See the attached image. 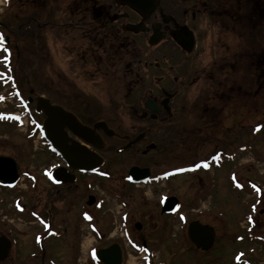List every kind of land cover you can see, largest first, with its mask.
<instances>
[{
    "label": "flooded vegetation",
    "instance_id": "1",
    "mask_svg": "<svg viewBox=\"0 0 264 264\" xmlns=\"http://www.w3.org/2000/svg\"><path fill=\"white\" fill-rule=\"evenodd\" d=\"M59 1V7L68 11L67 19L62 23L54 22L55 17L48 19L45 16L43 18H47V23H37L33 18L27 20L25 17L19 24L22 33L26 34L31 29L29 23L34 20L38 30L41 28L53 30L52 38L56 42L53 43L54 47L64 43L69 46L73 71L70 70V75L67 76L66 88L74 94L72 99L70 98L72 109L54 103L46 97L41 98L48 100L51 107L62 109L80 126L93 130L102 143L100 148H96L64 127L63 131L69 140L66 142L68 148L77 144L96 153V150L104 147V138L122 137L125 143L114 150L117 154H124L141 144V149L138 148L135 152L145 157L155 150L153 144H143L151 133H154L152 131L156 125L164 126L167 131L165 134L167 152H172L177 146L176 150L180 149L178 151L183 152L192 142L199 141L203 131H206L205 136L215 137V127L212 126H215V92L219 91L214 61L215 19H218L220 14L229 12L224 6H218V0H154L156 11L146 16L118 3L117 0H83L80 2L82 5H78L76 0ZM12 2L13 0H4L3 6L7 13L12 7ZM2 28L7 38L6 48L9 49L5 55L6 78L12 87L13 81L16 80V72L9 45L11 33L8 27H3L0 23V29ZM201 42H205V45H201ZM92 87L98 91L103 87L110 96L111 93L114 95L122 93L125 100L122 102L123 108L131 111L132 118L128 119L142 128L136 130L134 134L121 131L123 123L118 112L109 117L105 115L89 117L85 109L87 104L91 103L86 98L90 92L95 91L91 89ZM192 89L193 94L190 93ZM14 90L16 94L18 92L24 94L26 91L19 84L15 85ZM81 95L85 101L80 100ZM39 100L40 98H37L34 102L29 96L22 97L16 107L20 113H16L17 116L12 119L19 120L22 124L24 121H30L31 128L36 125L43 131L47 115L41 108ZM44 104L43 101L41 105ZM111 104H115L113 99ZM148 107L153 110H149ZM76 109L82 112H77ZM114 109L117 111L118 107ZM13 114L9 112L8 115ZM97 124L104 125L112 135H106L101 128L95 129ZM27 127L26 124L24 128ZM247 132L249 139L235 147L232 152L214 145L210 153L191 163L171 166L170 161L168 168L162 172L163 177L156 176L149 168L138 167L148 169L150 177L146 182L134 185L129 183V171L127 172L125 180L132 186H150L159 181L167 183L180 178L184 180L186 189L182 191V198L176 194L166 196L178 197L179 215L160 214V217L171 222L179 217L176 232L183 242L180 253H173L170 244L163 242L158 245L155 230L140 235V231L136 230L134 233L129 228L126 229L132 225L130 219L129 224L125 226V218H118L112 224L105 222L107 226L118 223L119 236L115 239L104 233L101 240L105 243L94 250L93 264L115 263L113 262L115 255L119 264H169L171 259L178 257L180 258L177 264H264L263 194L253 200L248 199L247 202L243 200L244 209L239 207L243 212L232 213L233 216L237 215L235 220L230 218L227 209L223 212L222 208L218 207L215 211L213 190L215 161L219 162L222 158L229 162V159H234L238 152L252 148L257 150L255 147L257 138L262 142L264 137V119L254 126H249ZM137 139V142L126 148ZM44 145L48 158L56 160L54 165L50 164L36 173L45 186L49 187L48 191L43 189L41 191L43 195L40 193L39 196L37 190L39 178L36 174L29 171L19 173V181L25 178L29 184L30 195H37L36 209H29L25 205L21 209L28 212L39 229L32 235V242L27 243L29 239L24 237L21 231L16 228L10 229L13 226L12 221L0 215V264H72L61 263L57 247L48 246L61 234L54 224L56 215L60 216V205H56V199L72 196L71 191L77 186L79 177L96 176L98 171L89 174L73 168L59 150L51 148L46 141ZM118 150L121 152L118 153ZM55 170L58 171L54 176L56 181L52 178V172ZM72 179L74 182H71ZM190 179L196 181L187 182ZM253 184L258 191L261 190L255 182ZM85 190L89 193L80 199V210L83 211L79 214L83 223L90 224L93 220L91 212L97 206L98 197L88 184L85 185ZM190 191L195 192L191 194ZM27 195L29 194L26 192L25 196ZM187 201L193 202V207L187 209ZM206 201L209 202L208 206H205ZM63 203L64 200L59 201V204ZM157 206L160 212L158 203ZM161 230L159 233L164 235L168 232ZM193 235L202 241L201 246H196L191 241L190 236ZM210 236L213 237L211 246L204 249L203 245L209 247ZM98 249L105 252L103 257L106 263L96 261L95 252ZM160 253L163 255L162 259L157 257ZM206 253L210 254L204 257Z\"/></svg>",
    "mask_w": 264,
    "mask_h": 264
},
{
    "label": "rangeland",
    "instance_id": "2",
    "mask_svg": "<svg viewBox=\"0 0 264 264\" xmlns=\"http://www.w3.org/2000/svg\"><path fill=\"white\" fill-rule=\"evenodd\" d=\"M82 1L76 0L78 5H82L80 3ZM59 2V0H13L12 7L7 13L3 6L4 0L0 1V23L10 29L7 31L11 33L9 45L16 72V80L11 87L5 69V55L9 49L1 44V39L6 37L2 28L0 29V156L11 157L16 162L20 174L23 171L39 173L42 168L50 164L54 165L56 160L48 158L44 150L46 147L41 127L34 125L31 128L30 121L20 124L18 120H9V112L17 116L16 113H20L16 108L17 103L26 96L31 97L34 102L37 98L46 97L54 103L72 109L71 99L74 94L66 88L67 76L70 75L71 70L69 46L64 43L54 47L53 43L56 42L52 38L53 30L50 28L38 30L34 22L35 20L37 23H47V18L53 17H55L54 22L65 21L68 11L59 7ZM217 2L218 6H224L229 12L220 14L219 18L215 19L214 61L219 90L215 92V126H212L215 127V137L205 136L206 131H203L199 141L192 142L183 152L178 151L180 149L176 150L178 146L172 152H167L165 141L167 131L164 126L156 125L152 131L154 133H151L143 144H153L155 150L145 157L135 152L136 149H141V144L124 154H117L114 150L125 143L122 137L104 138V147L96 150L104 160V166L98 171V175L79 177L77 186L71 191L72 196L56 199V205H60V216L56 215L54 224L61 234L48 246L57 247L61 263L93 264L94 250L105 243L101 240L104 233L115 239L119 236L118 223L107 226L105 222L112 224L118 218H125V226L129 224L128 219H130L132 225L127 226L126 229L129 228L134 233H136L134 224L139 222L140 235L155 230L156 240H159L158 245L163 242L170 244L173 253H180L183 242L176 232L179 221L177 217L176 221L172 222L160 217L157 203L159 204L167 194H176L182 198V191L186 189L184 180L180 178L167 183L159 181L150 186H132L125 180L127 172L132 167H146L156 176L163 177L162 172L168 168L170 161L171 166L191 163L210 153L214 145L232 152L235 147L249 139L247 132L249 126H254L264 119V0H218ZM45 16L47 18H43ZM25 17L27 20L30 18L34 20L29 23L30 31L23 34L19 22ZM201 45H205V42H201ZM18 84L24 91L26 90L24 94L18 91L17 94L14 93L15 85ZM105 91V88L101 87L99 91L95 89L87 98L85 97L91 103V105L87 104L85 113L89 117L97 118L104 115L109 117L112 114L114 116L118 112L123 123L121 131L134 134L140 130L142 128L140 125L129 120L132 118L131 111L123 108L122 102L125 100L122 98V93H117L118 95L111 93L110 96ZM190 93L193 94L194 89ZM111 98L115 101L114 105L111 104ZM80 100H84L82 95ZM116 106L117 111L114 109ZM76 110L82 112L80 109ZM26 124L28 127L24 128ZM263 139L259 142L257 138L255 144L257 150L252 148L238 152L229 163L221 161L220 167L215 166L213 188L215 211L218 207H221L223 212L227 209L230 218L235 220L237 215L233 216V214L243 212L240 209H244L243 200L244 202L248 199L253 200L257 196L261 197L260 194H263L264 198ZM36 176L39 178L37 190L40 196L41 191L43 189L48 191L49 187L40 180L39 174ZM249 180H254L263 190L258 191L254 185L248 183ZM190 181L196 180L190 179L187 182ZM87 184L98 197L97 206L91 212L93 220L90 224L83 223L79 214L83 211L80 210V199L89 193L85 190ZM28 186L26 179L23 178L13 189L0 187V215L12 221L13 226L10 229H18L29 239L27 243H31L32 235L39 227L29 217L28 212L21 209L24 205L29 209H36L37 195L31 196ZM26 192L29 195L25 196ZM194 192L190 191L191 194ZM204 193H206L205 189ZM175 197L178 199L177 196ZM60 200H64V203L59 204ZM187 202V209L193 207V202ZM207 204L208 201L205 202V206H208ZM219 204L221 206H218ZM161 229L168 232L165 235L159 233ZM209 254L206 253L204 257ZM162 256L160 253L157 257L162 259ZM179 258L171 259L169 264L179 263Z\"/></svg>",
    "mask_w": 264,
    "mask_h": 264
},
{
    "label": "water",
    "instance_id": "3",
    "mask_svg": "<svg viewBox=\"0 0 264 264\" xmlns=\"http://www.w3.org/2000/svg\"><path fill=\"white\" fill-rule=\"evenodd\" d=\"M118 3L122 5H126L133 10H136L141 15L146 16L147 14H151L156 11V2L154 0H117ZM6 39L3 40V43H6ZM44 101V105L42 106L41 103ZM40 106L44 109L47 119L44 122V131L46 134V139L49 143L59 150L62 156L66 159L68 164L76 169L85 170L89 173L94 172L98 168H100L103 164L102 159L95 153L90 152L85 147L77 146V144L72 145V147H67L66 134L63 131L64 127H67L71 130L72 133L77 135L81 140L85 141L86 143L93 144L96 148L101 147V140L100 138L95 135L93 130L89 128L80 126L71 116L66 114L62 109L53 108L49 105V101L40 99ZM149 110H153V108L148 107ZM95 129H102L104 133L108 136L112 135L111 131H108L104 125L97 124L94 127ZM130 143L128 146L133 145L135 142ZM73 146L75 148H73ZM54 172L52 176H55ZM148 178V170L147 169H139L137 167H132L129 170V180L133 184H138L141 181ZM19 180L18 175V167L15 161L11 157L7 156H0V185L2 187L12 188ZM72 179L71 182H73ZM177 199L176 198H167L164 199L161 203V214H172L176 211L177 208ZM137 230L141 229L139 224L135 225ZM191 241L196 246H201L203 243L201 240L196 238L194 235L190 236ZM213 240V237L210 236L208 238V246H204V249L210 248V244ZM114 247V246H112ZM102 250L97 251V259L106 263L104 260ZM117 253V251H116ZM117 255L113 258L112 264H119L116 262Z\"/></svg>",
    "mask_w": 264,
    "mask_h": 264
}]
</instances>
